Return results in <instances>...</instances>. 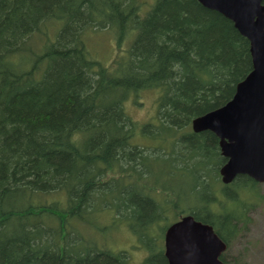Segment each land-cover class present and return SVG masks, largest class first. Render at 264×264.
<instances>
[{
    "label": "trees",
    "instance_id": "trees-1",
    "mask_svg": "<svg viewBox=\"0 0 264 264\" xmlns=\"http://www.w3.org/2000/svg\"><path fill=\"white\" fill-rule=\"evenodd\" d=\"M102 29L125 44L112 68L87 44ZM252 70L250 42L198 0H0V264H131L87 246L82 226L100 230L104 210L146 251L141 264H167L166 231L184 215L229 245L240 194L258 183L222 185L219 139L192 122ZM146 90L159 92L157 115L140 124L126 102ZM176 173L190 195L166 185ZM220 196L241 206L220 211Z\"/></svg>",
    "mask_w": 264,
    "mask_h": 264
},
{
    "label": "water",
    "instance_id": "water-1",
    "mask_svg": "<svg viewBox=\"0 0 264 264\" xmlns=\"http://www.w3.org/2000/svg\"><path fill=\"white\" fill-rule=\"evenodd\" d=\"M234 23L250 42L252 72L237 85L224 106L192 122L195 133L212 132L227 160L222 182L247 176L264 184V0H198ZM167 264H230L220 257L227 245L213 227L192 215L172 224L165 234Z\"/></svg>",
    "mask_w": 264,
    "mask_h": 264
},
{
    "label": "rangeland",
    "instance_id": "rangeland-1",
    "mask_svg": "<svg viewBox=\"0 0 264 264\" xmlns=\"http://www.w3.org/2000/svg\"><path fill=\"white\" fill-rule=\"evenodd\" d=\"M139 1L150 6L154 0ZM117 42L116 34L110 29L89 32L87 36L90 53L96 60L105 67L108 66V68H112L114 59L124 52L125 44L124 46L121 44L120 49ZM158 97L159 92L157 90L142 91L136 96H132L126 102V110L140 124L155 122ZM136 142L152 145L146 139H139ZM167 177L168 175L164 176V178ZM164 181H166L167 186L174 187L177 191L191 194L190 188L193 187V183L187 182L186 178L182 175L176 173L168 181ZM221 184L223 185L222 181ZM255 189L242 191L238 199L244 205L246 215L242 218L238 227L237 237L230 242V249L225 255V259L232 264H238L237 262L264 264V184H258ZM218 191L219 189L216 192ZM159 199L161 201H173L170 194L164 193L159 194ZM220 202L219 206H216L220 210H232L237 208L238 205L241 206V204L237 205V203L234 206L233 203L222 196H220ZM119 217L110 210H104L97 216V220L91 219L102 230L101 232L89 226H82L85 240L88 241L87 246L92 248L98 243L100 246L106 245L114 253L125 251L128 252L131 264H141L146 258V251L139 246L136 237L131 233L127 224L122 222ZM173 219L172 217L169 218L168 222ZM76 233L78 232L76 231Z\"/></svg>",
    "mask_w": 264,
    "mask_h": 264
},
{
    "label": "flooded vegetation",
    "instance_id": "flooded-vegetation-1",
    "mask_svg": "<svg viewBox=\"0 0 264 264\" xmlns=\"http://www.w3.org/2000/svg\"><path fill=\"white\" fill-rule=\"evenodd\" d=\"M220 211H222V210H220ZM229 247V246H228ZM229 251V249H227V251L226 252H224L222 255H221V257H220V259L223 261V262H228L225 258V255L227 254V252ZM225 257V258H224ZM229 263V262H228Z\"/></svg>",
    "mask_w": 264,
    "mask_h": 264
}]
</instances>
